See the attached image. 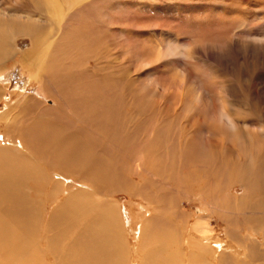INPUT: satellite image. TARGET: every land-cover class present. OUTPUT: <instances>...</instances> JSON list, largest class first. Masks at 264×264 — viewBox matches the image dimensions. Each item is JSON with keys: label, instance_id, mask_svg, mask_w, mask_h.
Segmentation results:
<instances>
[{"label": "rangeland", "instance_id": "374dc122", "mask_svg": "<svg viewBox=\"0 0 264 264\" xmlns=\"http://www.w3.org/2000/svg\"><path fill=\"white\" fill-rule=\"evenodd\" d=\"M105 1V28L98 27L93 33L94 38L105 41V83L95 79L91 89L95 90L94 95H105V112L101 114L105 116V168L114 161L120 174L118 170V175L109 172L103 185L105 195L102 192L91 199L98 205L105 203L110 235L117 234L118 256L111 249L104 258L97 249L95 261L86 257L80 261L78 255L56 260L34 252L48 247L49 222L60 201L73 200L75 204L87 196L62 193L43 198L36 230L39 242L34 237L36 249L25 250L22 258L2 259L0 255V264H164L168 260V230L171 235L180 232L177 250L183 264H197L184 255L189 250L188 239L196 236L192 227L198 216H204L214 229V240L227 243L220 249L231 250L236 247L227 237V233H233L232 219L239 215L249 223L253 215L245 213L252 209L262 212L261 228L257 230L264 249V195L245 196L244 184L232 185L233 177L220 174L224 167L235 174L242 171L230 160H239L238 153L247 154L245 133L255 140L259 150L264 147V134L258 133L256 121L243 106L257 105V115L264 117V0ZM25 3L26 0H0V11L12 12ZM19 45L27 49L30 39L20 40ZM6 65L13 67L7 77L10 87L0 98V116L20 97L15 91L24 93L23 96L46 97L38 87L28 86L29 76L21 62L11 60ZM89 75L94 78L92 72ZM250 95L252 101H247ZM233 113L248 124L242 131L227 126L225 119ZM139 155L149 156L145 164ZM137 159L144 164L142 170L135 165ZM235 196L251 204L238 212L240 200L231 206L225 202ZM151 206L155 234L141 226L146 218L142 219L146 212L143 208ZM228 209L232 219L225 222L222 215L227 217L222 211ZM72 216L71 209L56 231V240L64 244V252L66 247L77 250L79 229ZM87 220L89 217H84L83 224ZM113 222L119 226L118 231L111 229ZM255 224L259 223L252 218L249 226L243 228L248 231ZM236 228L241 229L239 225ZM139 235L143 237L138 239ZM213 256L211 253L205 264H220L215 259L218 254ZM229 263L245 264L233 253L224 264ZM249 264H264V256L256 254Z\"/></svg>", "mask_w": 264, "mask_h": 264}, {"label": "bare ground", "instance_id": "6f19581e", "mask_svg": "<svg viewBox=\"0 0 264 264\" xmlns=\"http://www.w3.org/2000/svg\"><path fill=\"white\" fill-rule=\"evenodd\" d=\"M106 7L105 0H26L25 4L18 5L12 12L3 9L0 11V98L10 87L7 77L10 75L9 68L13 65L8 67L6 64L11 60L21 62L24 72L29 76L28 86L38 87L41 93L46 95L44 98L30 94L23 96L24 93L15 91L20 97L0 116V124L4 126L0 128V255L2 259L22 258L25 250L28 251L30 247L36 249L34 237L36 236L39 242L36 230L41 221L43 198L45 195H62V193L87 196L75 201V204L72 203L73 200L60 201V207L55 209L53 219L51 218L49 222V237L46 238L48 247L34 252L40 251L42 258L46 259L50 256L56 260L78 255L80 261H84V257L95 261L98 257L97 249L104 258L111 249H114L116 257L118 256L117 234L110 235L107 225L110 216L106 212L105 203L98 205L91 199L92 196L102 195L105 190L103 185L109 172L118 175L116 173L119 171L120 174V169L116 167L114 161L108 163V170L105 168V116L101 115L105 110V100L103 101L105 95L97 96V93L94 95L95 90L91 89L95 85L93 83L95 79L105 83V41L98 40V37L94 38L93 33L95 29L105 28ZM102 36L104 37V34ZM25 38L30 39V46L23 50L19 42ZM90 72L94 76L93 79L89 75ZM37 94L39 96V91ZM249 97L247 101H252V96ZM254 102L257 103L255 100ZM243 106L251 112V119L253 122L256 121L254 126L262 136L264 117L257 115L258 106L251 107L245 104ZM225 121L228 127L237 132L248 125L234 113ZM95 123L97 125H94ZM1 129L5 132H1ZM244 141L249 146L247 154L240 156L238 153L239 160L230 161L245 174L242 171L235 174L225 167L220 174L233 177L232 185L244 184L245 196L249 195L250 198L252 195L262 196L264 195V147L259 150L255 140L248 137V133H245ZM139 158L145 164L149 156L144 155ZM247 163L250 166H247ZM144 164L139 159L135 163L140 170L143 169ZM144 173L151 178L149 171L145 170ZM103 193L105 195V192ZM36 195L38 201H35ZM84 198L87 201H84ZM56 200L59 201V197ZM238 200L241 201L238 212L240 208L251 204L243 203V198L237 196L230 197L225 202H230L229 206H231L238 204ZM255 202L262 203V201ZM201 204L203 205L202 202ZM71 209L73 210L71 220L79 229L76 233L77 250L71 251V248L66 247L64 252L62 250L64 244L60 245L56 240V231ZM143 209H146V212L142 219L146 218L141 226H147L148 231L155 234L154 209L152 206ZM229 210L222 211L228 219L222 215V220L225 222L232 219L228 216ZM87 213L92 215H86ZM249 213L259 224L246 231L247 229L244 228L246 225L249 226L252 218L250 217L248 223L239 215H235L236 218L232 219L235 226H231L233 233H227L228 239L236 246H232L231 250L220 249L226 242L214 240L212 235L214 229L202 218L204 216H198L192 227L196 236L192 240L188 239L189 250L185 252L184 258L189 262L205 264V260H208L209 255L213 253L214 258L218 254L215 258L216 262L224 264L233 253L240 262L249 264L256 254H261L263 257V244L260 243L259 230H257L261 228L262 221L259 215L262 212L252 209L245 214ZM84 217H89L85 224H83ZM237 225L241 229L236 228ZM110 227L113 231L119 230L116 222ZM141 237L143 235H139L138 239ZM180 242V232L171 235L168 230L167 245H165L169 247L168 260L164 264H183L181 253L177 250ZM101 246H103L102 251ZM256 250L260 252L254 253L253 251ZM116 257L114 256V259Z\"/></svg>", "mask_w": 264, "mask_h": 264}]
</instances>
